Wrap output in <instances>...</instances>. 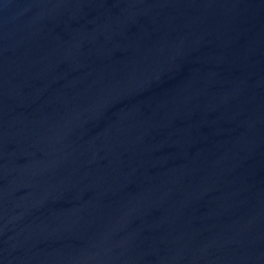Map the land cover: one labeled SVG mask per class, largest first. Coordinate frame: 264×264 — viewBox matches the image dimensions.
Instances as JSON below:
<instances>
[{
	"label": "water",
	"instance_id": "obj_1",
	"mask_svg": "<svg viewBox=\"0 0 264 264\" xmlns=\"http://www.w3.org/2000/svg\"><path fill=\"white\" fill-rule=\"evenodd\" d=\"M0 264H264V0H0Z\"/></svg>",
	"mask_w": 264,
	"mask_h": 264
}]
</instances>
